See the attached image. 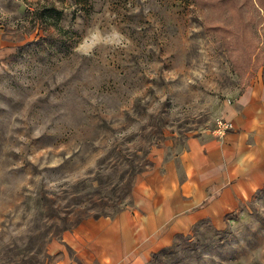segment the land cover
Returning a JSON list of instances; mask_svg holds the SVG:
<instances>
[{"label": "rangeland", "instance_id": "1", "mask_svg": "<svg viewBox=\"0 0 264 264\" xmlns=\"http://www.w3.org/2000/svg\"><path fill=\"white\" fill-rule=\"evenodd\" d=\"M113 26L128 47L75 51ZM0 35V264H48L64 230L130 206L157 157L214 135L264 79V0H0ZM159 253L148 264H264V188Z\"/></svg>", "mask_w": 264, "mask_h": 264}, {"label": "crops", "instance_id": "2", "mask_svg": "<svg viewBox=\"0 0 264 264\" xmlns=\"http://www.w3.org/2000/svg\"><path fill=\"white\" fill-rule=\"evenodd\" d=\"M225 111L234 128L223 136L191 135L179 153L157 157L138 176L130 206L64 230L48 264H148L201 221L224 228L264 188L262 75Z\"/></svg>", "mask_w": 264, "mask_h": 264}, {"label": "clouds", "instance_id": "3", "mask_svg": "<svg viewBox=\"0 0 264 264\" xmlns=\"http://www.w3.org/2000/svg\"><path fill=\"white\" fill-rule=\"evenodd\" d=\"M130 44L129 37L115 26L108 30L93 27L76 45L75 51L82 56H92L101 47L123 49Z\"/></svg>", "mask_w": 264, "mask_h": 264}, {"label": "built area", "instance_id": "4", "mask_svg": "<svg viewBox=\"0 0 264 264\" xmlns=\"http://www.w3.org/2000/svg\"><path fill=\"white\" fill-rule=\"evenodd\" d=\"M234 128V123L227 118H221L218 122V127L215 130V134L218 136H223L228 130Z\"/></svg>", "mask_w": 264, "mask_h": 264}, {"label": "trees", "instance_id": "5", "mask_svg": "<svg viewBox=\"0 0 264 264\" xmlns=\"http://www.w3.org/2000/svg\"><path fill=\"white\" fill-rule=\"evenodd\" d=\"M54 10L56 11V13H60L59 10L56 9ZM159 254H160L159 252L154 253L152 259L156 260L157 262H160L161 258L159 257Z\"/></svg>", "mask_w": 264, "mask_h": 264}]
</instances>
